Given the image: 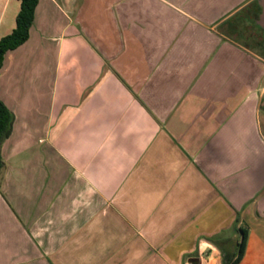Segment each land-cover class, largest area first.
<instances>
[{"label": "crops", "instance_id": "1", "mask_svg": "<svg viewBox=\"0 0 264 264\" xmlns=\"http://www.w3.org/2000/svg\"><path fill=\"white\" fill-rule=\"evenodd\" d=\"M20 9L0 0V40ZM259 12L39 0L0 75V264H224L241 229L239 264H264Z\"/></svg>", "mask_w": 264, "mask_h": 264}, {"label": "trees", "instance_id": "2", "mask_svg": "<svg viewBox=\"0 0 264 264\" xmlns=\"http://www.w3.org/2000/svg\"><path fill=\"white\" fill-rule=\"evenodd\" d=\"M20 2L21 9L16 20V28L11 34L3 37L0 40V75L7 55L23 46L29 40L31 29L35 22L36 9L39 0H20ZM12 124L13 116L10 110L0 99V171L4 167V161L1 155V146L3 142L10 136ZM241 235L242 238L238 248V255L233 261L229 263L228 255L224 254V264H239L244 257L248 242V231L246 229H241Z\"/></svg>", "mask_w": 264, "mask_h": 264}, {"label": "rangeland", "instance_id": "3", "mask_svg": "<svg viewBox=\"0 0 264 264\" xmlns=\"http://www.w3.org/2000/svg\"><path fill=\"white\" fill-rule=\"evenodd\" d=\"M264 33V32H263ZM264 87V86H263ZM261 124H262V131L264 133V97L262 99V103H261ZM245 223H246V227H248V229H253L258 236H260L262 233H260V227L259 226H255L254 220L251 218V216L246 217L245 219ZM264 236V235H263ZM237 239L240 240L241 239V234L239 233V235H236ZM232 244L235 245V241L232 240ZM237 245V244H236ZM236 255H238V252L236 253Z\"/></svg>", "mask_w": 264, "mask_h": 264}, {"label": "water", "instance_id": "4", "mask_svg": "<svg viewBox=\"0 0 264 264\" xmlns=\"http://www.w3.org/2000/svg\"><path fill=\"white\" fill-rule=\"evenodd\" d=\"M258 4L260 12L257 20L254 21V25L258 30L264 31V0H258Z\"/></svg>", "mask_w": 264, "mask_h": 264}, {"label": "flooded vegetation", "instance_id": "5", "mask_svg": "<svg viewBox=\"0 0 264 264\" xmlns=\"http://www.w3.org/2000/svg\"><path fill=\"white\" fill-rule=\"evenodd\" d=\"M257 31H258L259 34H261L262 36H264L263 31H260V30H258V29H257Z\"/></svg>", "mask_w": 264, "mask_h": 264}]
</instances>
